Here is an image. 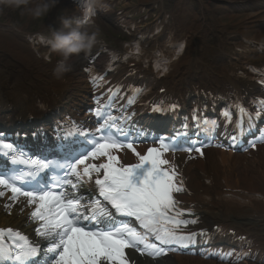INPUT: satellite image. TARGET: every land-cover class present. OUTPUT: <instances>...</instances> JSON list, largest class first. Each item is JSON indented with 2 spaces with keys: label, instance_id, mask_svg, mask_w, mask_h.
I'll return each instance as SVG.
<instances>
[{
  "label": "snow or ice",
  "instance_id": "6c2138e0",
  "mask_svg": "<svg viewBox=\"0 0 264 264\" xmlns=\"http://www.w3.org/2000/svg\"><path fill=\"white\" fill-rule=\"evenodd\" d=\"M112 59L120 60L121 54ZM113 68L110 65L108 70ZM258 83L264 85V80ZM141 91L137 87L136 95ZM259 103L254 112L235 106L243 119L236 121L239 132L232 137L234 144L264 116V99ZM109 107L94 110L98 124L94 131L68 133L61 138L59 150L33 153L0 134V157L6 161L0 166V197L10 192L8 200L17 205L23 197L31 207L28 219L34 226L31 239L11 227L0 228V264H136L132 253L155 260L169 252L186 251L206 235L203 229L189 230L198 219L191 208L182 206L179 196L187 191L182 174L165 158L177 150L186 133L152 136L156 144L141 152L138 143L151 133L139 129L133 134L131 115H113ZM176 108V104H157L151 111L166 114ZM223 116L232 122L230 111ZM193 119L199 124L198 115ZM261 131L262 136L249 142L250 148L264 144ZM196 143L185 150L203 155V145L196 147ZM129 153L135 162L127 161ZM118 216L131 218L132 223L118 222Z\"/></svg>",
  "mask_w": 264,
  "mask_h": 264
},
{
  "label": "bare ground",
  "instance_id": "6f19581e",
  "mask_svg": "<svg viewBox=\"0 0 264 264\" xmlns=\"http://www.w3.org/2000/svg\"><path fill=\"white\" fill-rule=\"evenodd\" d=\"M103 1L111 8L110 0ZM196 1L198 7L188 6V18L182 17L176 26L180 32L183 30L188 48L182 56L176 57L174 52L172 57H168L171 79L184 85L186 90L197 83L202 84V81L216 86L222 71L227 69V82H238L250 91L253 79L242 61L244 45L248 47L247 40L264 42V8L259 7L257 0ZM46 3L52 4L53 13L62 5L59 0H28L24 5L31 16H35ZM179 10L181 14L184 12L182 8ZM242 16L246 17V21L234 22ZM225 18H230L228 23L223 21ZM66 26L65 23L57 24V28H64L68 33L69 27ZM21 31H13L9 35L0 28V102L9 100L19 104V91H36L44 87L45 82L54 83L63 92L59 91L61 99L72 95L73 88L83 84L79 71L82 64L80 55L70 54L64 63L68 70L57 75L54 69L59 63H54L52 59L46 61L45 53L37 52V55L33 49L34 42L26 43ZM141 42L143 46L147 43L156 46L154 40ZM162 51H159L161 55L151 56L156 63L158 57H165ZM134 59L138 61L140 71L145 73L144 78L150 79L152 87L166 84V78L159 81V76L150 72L152 70L146 63L152 59L146 62L144 55ZM167 84L166 92H173V82L168 80ZM56 96L53 91L45 98L54 99ZM193 167L191 186L197 194L195 202L210 206V211L205 212L208 220L222 227H234L264 236V148L249 159L214 150ZM1 221L11 224L10 217ZM21 224L22 221L18 220L17 225ZM178 259L177 264H223L194 257Z\"/></svg>",
  "mask_w": 264,
  "mask_h": 264
},
{
  "label": "clouds",
  "instance_id": "9594fccd",
  "mask_svg": "<svg viewBox=\"0 0 264 264\" xmlns=\"http://www.w3.org/2000/svg\"><path fill=\"white\" fill-rule=\"evenodd\" d=\"M6 2L13 6H20L21 4H27L28 0H6ZM47 4L43 5L38 11L37 15L45 11ZM96 37L94 35H89L87 31L81 32L77 29H73L68 33L57 32L54 33L50 43L54 51L60 54L65 59L72 53H79L81 51H86L89 49L92 44L95 42ZM128 50L124 53L123 59L127 60L131 57L139 58L141 49L139 44L133 46H125ZM184 45L181 43L175 53V56L178 57L183 51ZM117 53H113V56H116ZM169 61H157L155 64V70L163 75L169 71ZM67 66L61 62L54 69V72L57 75L62 74L67 71Z\"/></svg>",
  "mask_w": 264,
  "mask_h": 264
},
{
  "label": "rangeland",
  "instance_id": "374dc122",
  "mask_svg": "<svg viewBox=\"0 0 264 264\" xmlns=\"http://www.w3.org/2000/svg\"><path fill=\"white\" fill-rule=\"evenodd\" d=\"M2 11L0 12V23L1 24H8L11 23L13 26H23L25 27L26 22L31 19L30 12L26 10V6L21 4L20 6H3ZM46 14V10L41 12L39 15L34 16L35 19H42ZM37 22L36 24H38ZM0 24V25H1ZM39 27H34L31 31L37 29Z\"/></svg>",
  "mask_w": 264,
  "mask_h": 264
}]
</instances>
